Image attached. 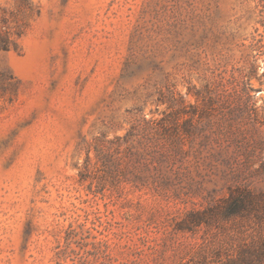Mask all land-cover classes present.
Listing matches in <instances>:
<instances>
[{"label": "rangeland", "instance_id": "rangeland-1", "mask_svg": "<svg viewBox=\"0 0 264 264\" xmlns=\"http://www.w3.org/2000/svg\"><path fill=\"white\" fill-rule=\"evenodd\" d=\"M0 6L23 31L0 52V264L64 263L86 242L196 264L206 241L232 252L259 235L242 217L177 227L192 210H221L230 188L264 197V0ZM155 119L183 148L173 169L143 151L158 141L145 138ZM102 146L125 158L110 166L119 180Z\"/></svg>", "mask_w": 264, "mask_h": 264}, {"label": "trees", "instance_id": "trees-1", "mask_svg": "<svg viewBox=\"0 0 264 264\" xmlns=\"http://www.w3.org/2000/svg\"><path fill=\"white\" fill-rule=\"evenodd\" d=\"M22 33L21 29H13L8 10L0 6V52L18 48V38L21 37ZM145 122V138H148L147 134L153 131L157 135L158 141L155 142L153 150L152 145L147 144L143 151L157 153L156 162L161 165L165 161L173 169L176 156L183 153L182 146L171 133L170 127L163 124V121L155 119L145 120ZM97 150L98 156H101L99 159L102 166L106 168V173L114 181L119 180V174L110 170V166L116 163L118 168L121 166L125 169V158L117 154L120 151H112L111 147L105 146L97 148ZM106 150L109 151L107 154L105 153ZM129 157H132V153ZM141 159L138 162L143 163ZM152 163L154 160H148L143 165L145 169H149ZM154 169L157 170L158 167L154 165ZM155 182H159V180L157 179ZM236 217L254 220L259 226V235L232 252L214 240L206 241L190 252L192 259L198 258L196 264H264V197L263 194H259L250 188H230L229 196L225 198L221 210H192L178 223L177 229L196 232L203 224L210 225L215 219L229 220ZM140 237L143 241L146 238L145 235ZM61 255L65 256L66 262H59L58 264H159L157 260H151L146 256L145 247L136 243L112 246L107 242H86L79 245V249L68 247L62 251ZM68 259L71 261L70 263H67Z\"/></svg>", "mask_w": 264, "mask_h": 264}]
</instances>
